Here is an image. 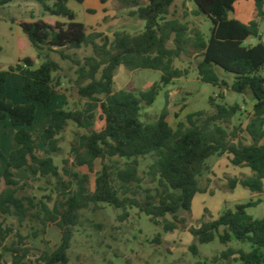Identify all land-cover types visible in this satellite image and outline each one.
I'll list each match as a JSON object with an SVG mask.
<instances>
[{
  "label": "trees",
  "instance_id": "trees-1",
  "mask_svg": "<svg viewBox=\"0 0 264 264\" xmlns=\"http://www.w3.org/2000/svg\"><path fill=\"white\" fill-rule=\"evenodd\" d=\"M13 1L0 0V6ZM36 1L43 7L42 17L21 20L18 25L33 47L49 55L38 65L36 59L25 57L9 71L0 72V122L9 120L17 129L15 141L19 145L8 158L0 152L7 164L0 178L6 186L0 193V215L15 217L21 226L27 222L34 238L44 236L49 226L60 229L61 243L41 252L45 264H69V250L75 229L81 224V212L91 205L97 208L101 204L122 210L121 222L129 219L130 210L137 209L166 233L188 229L197 242L189 248L194 256L199 255L198 245L210 244L218 237L225 246L234 240L252 245L250 252L229 248L223 254L225 258L238 254L244 264H264V218L257 219L248 213L249 209L258 207L261 200L226 209L217 219L203 221L197 227H188L185 217L197 193L203 192L201 178L209 172L207 160L214 156L228 155L231 165L249 168L252 172L250 177L229 179L228 188L235 190L241 185L253 194L264 193V77L260 75L264 69V43L260 32L264 0H254V19L248 24L230 19L235 4L241 0H190L196 14L205 15L211 21L209 38L199 29L191 30L187 23L169 19L175 0H117L124 8L135 9L132 16L145 22V30L138 35L116 32L112 38L105 33H89L87 26L78 22L76 13L69 8V0ZM100 1L106 4L109 0ZM252 39L259 42L252 44ZM83 48H90L92 54L82 60L68 53ZM51 54L77 67L78 94L88 101L90 110L99 104L102 112L104 127L90 131L82 136L80 144L76 143L73 164L74 169L86 167L92 174L96 161H101L94 192L90 191L89 174L69 172V161H63L61 167L54 160L62 153L61 136L69 125L80 126L87 120L93 121L92 112L54 110L49 113L51 122L41 136L30 130L36 121L38 105L50 109L61 86L57 75L62 66ZM192 55L199 58L200 81L252 97L253 111L245 128L233 123L242 113L240 105L219 104L213 97L210 99L213 114L190 113L176 129L170 124L171 113L167 108L152 123L140 120L143 105L155 103L162 85L189 76V69L176 68L175 61ZM121 66L131 72H161V82L150 84L149 89L139 95L127 90L115 91V72ZM217 69L232 76L233 83L230 85L221 79ZM15 72L24 79L23 104H14L4 96L7 78ZM146 156L153 160L148 175L158 185L155 194L144 190L145 198H139L140 159ZM21 169L35 176L29 180L31 183L45 182L50 194L31 195L29 190L34 187L29 189L27 182L15 176ZM66 174H70L69 179L65 178ZM76 187H80L81 196ZM61 191L66 194L57 215L51 203ZM154 243H161L160 235ZM34 251L18 246L15 241L5 245L0 236L3 254L28 255Z\"/></svg>",
  "mask_w": 264,
  "mask_h": 264
},
{
  "label": "rangeland",
  "instance_id": "rangeland-1",
  "mask_svg": "<svg viewBox=\"0 0 264 264\" xmlns=\"http://www.w3.org/2000/svg\"><path fill=\"white\" fill-rule=\"evenodd\" d=\"M68 6L76 13L77 21L87 26L89 33H105L112 38L116 32L138 35L145 30V22L138 16H132V11L135 9H126L117 0H110L104 12L102 9H98L101 3L95 1L84 3L80 0H69ZM89 7L95 10L92 13H87L86 10ZM189 7L193 8L192 12H189ZM171 12L175 19L187 23L191 30L199 29L206 38H209L212 23L205 15L196 14V7L193 2L176 0ZM42 14L43 7L36 0H15L4 7L0 6V47L2 48L0 72L9 71L11 67L20 64L25 57L36 59L37 65L45 61L49 53L33 47L18 25L21 20L30 21L32 17L41 18ZM59 20L66 21L64 18H59ZM21 40H24L27 46L25 43L23 47ZM68 53L72 54L76 60H82L90 56L92 50L83 48ZM50 56L62 66V71L57 75L61 80V86L57 96L53 98L50 109L38 105L36 121L30 130L36 136H41L48 124L49 113L54 110L70 109L92 112L94 114L93 121L87 120L80 126L69 125L61 136L62 153L54 157L55 163L61 167L63 161H69V172L79 171V169L73 168L77 150L75 145L82 142L83 135L92 130L100 131L104 127V121L101 119L102 112L99 104L90 110L88 101L78 94L75 86L77 67L70 62L62 61L58 55L51 54ZM198 62L199 58L195 55L184 56L175 61L176 68L189 69V76L177 79L169 85H162L155 103L151 106L143 105L140 115L142 122L152 123L156 121L167 108L171 113L170 124L176 129L178 124L185 121L186 116L190 113L206 111L213 114L214 109L210 105V99L213 97L219 104H238L243 107L242 113L235 117L233 123L236 126H243L247 123L250 115L248 112L252 110L253 105L252 97L250 95L243 97L234 92L203 83L198 79ZM217 72L221 79L226 80L230 85L233 83L232 76L221 69H217ZM18 74H9L8 99L14 104H23L25 100L22 96L23 87L21 84L24 79L20 73ZM260 75L264 77V69ZM161 78L162 73L158 71L138 70L131 72L126 67L121 66L115 72L114 90H127L139 95L148 90L150 84H159ZM4 96L7 98L6 93ZM0 97H2L1 93ZM64 100H66L65 103ZM152 161L151 156L140 159L142 189L139 190V198H145L144 190H151V194L156 193L158 184L148 175V168ZM207 166L209 172L201 178L200 186L203 192L197 193L191 211L185 213L188 227H197L203 221L217 219L224 210L234 209L237 204H245L252 200H261L262 206L251 208L248 213L257 219L264 218V195L253 198V193L244 187H239L237 191L228 188L229 179L234 177L231 175L239 170V168L231 165L228 155L211 157L207 160ZM98 170H100V163ZM79 172L81 173V171ZM91 177L94 180L96 174H91ZM65 178L69 179L70 174H66ZM30 186L34 187L33 190H29L31 195L41 197L50 194V189L45 182H30ZM76 189L81 195L80 187H76ZM55 201L60 203L62 195L57 197ZM55 201L52 205L55 212L58 213L60 204L57 206ZM122 214V210L106 204H101L96 209L94 205H91L88 209L83 210L81 212V224L75 229V236L69 250V264H244L238 259L239 256L236 259H232V255L225 258L224 252L229 248L240 249L245 252L252 250L251 244L240 243L235 240L229 246H225L217 237L210 244L198 245L199 255L194 256L189 248L197 242L188 229L166 233L163 227L154 225L148 216L140 214L137 209L130 210V217L124 222L119 221ZM167 218L172 219L171 216ZM158 235L161 236L160 244L154 243Z\"/></svg>",
  "mask_w": 264,
  "mask_h": 264
},
{
  "label": "crops",
  "instance_id": "crops-1",
  "mask_svg": "<svg viewBox=\"0 0 264 264\" xmlns=\"http://www.w3.org/2000/svg\"><path fill=\"white\" fill-rule=\"evenodd\" d=\"M81 1L84 3H86V2L91 3L92 1L101 3L100 0H81ZM175 2H176V0H175ZM107 6H108V3H106V4L101 3V6L100 7L98 6V9H102L104 12L105 9L107 8ZM188 9H189V12L193 11V8H191V7H189ZM93 10H95V9L92 7H89L86 11H87V13H92ZM254 13H255L254 0H241L235 4L234 11L230 14V19H236V20H239L243 23L248 24L251 21H253ZM173 16H174V14L171 12L169 19H175ZM263 22H264V20H262L260 22V26H262ZM263 30H264V27H263ZM261 36H262L261 41L264 43V31L261 32ZM258 42H259V39H256V40L252 39L250 41V43H252V44H256ZM21 43H22L21 45L24 47L26 42L24 40H21ZM26 46H27V43H26ZM13 75H19V74L13 73ZM9 77L10 76H8V78ZM8 78H7V84H6V96H7V98L9 97ZM23 84H24V80L21 84L22 87H23ZM22 96H23V91H22ZM63 102L65 103L66 100H64ZM253 106H254V102L252 105V110H250L248 112V114H250V115H249V118L247 119V123H245L243 125V128L246 127V125L248 124V122L250 120V116L252 115V111H253ZM242 109H243V107H242ZM50 122H51V118L49 117V121H48L47 125H49ZM16 131H17V129L11 125L9 120H5V121L0 122V152L6 158H8L15 150H17L19 148V145L15 141ZM99 163H100V170H98V164ZM6 168H7L6 162L4 161V159L2 157H0V178H2ZM84 168H86V167L79 168V171H81L82 174H89L88 169L86 168V170H83ZM236 168H239V170H237V172L234 175L230 174L231 176H234L233 178H241L243 176H247V177L252 176V172L249 168H241V167H236ZM101 169H102L101 161L97 160L95 172H94L96 174V177H97V174L99 173V171H101ZM94 173H92V174H94ZM15 176L19 180L27 182L28 188L31 189L29 180L31 178H35V176H33L29 170L21 169L19 171H16ZM89 176H90V182H91L90 191L94 192L95 188H96V184H95L96 177L93 180L91 177V174H89ZM5 187L6 186H5L4 182H0V193L5 189ZM239 187H242V186L238 185L235 190L237 191L239 189ZM77 193H78V196L82 195V192L80 195L78 190H77ZM65 194L66 193L64 191H61L58 195L55 196L54 201L56 200L57 197H59L61 195L63 197V196H65ZM263 195H264V193L252 194V197L256 198V197H261ZM52 203H51V207H52L54 213L59 215L60 211L58 213L55 212ZM56 203H57V206H59V204H60V209H61L62 208V201L60 203L59 202H56ZM100 206H98V207H100ZM261 206H262V204H260L258 207H261ZM95 209H96V207H95ZM35 228L38 229V226L36 225ZM31 234H32L31 233V226L28 225L27 222L21 226V225H19V223L15 217L1 216L0 215V236H1L2 241L5 245H9L13 241H15L17 243V245L20 247H30V248H33L36 250V251H34L28 255L25 253L3 254L2 252H0V264H45V259L42 256L41 252L45 251L46 249H51L55 246H58L61 243V239H62V233H61L60 229H58L55 226L47 227L46 234L44 236L34 238ZM43 241L48 242V245L44 244ZM237 250H240V249H237ZM237 256H239V255L238 254H232L231 258L236 259ZM80 258L82 260V257H80Z\"/></svg>",
  "mask_w": 264,
  "mask_h": 264
},
{
  "label": "water",
  "instance_id": "water-1",
  "mask_svg": "<svg viewBox=\"0 0 264 264\" xmlns=\"http://www.w3.org/2000/svg\"><path fill=\"white\" fill-rule=\"evenodd\" d=\"M263 27H264V22H263L262 26H260V31H261V32L264 31V30H263ZM254 40H256V39H254Z\"/></svg>",
  "mask_w": 264,
  "mask_h": 264
}]
</instances>
